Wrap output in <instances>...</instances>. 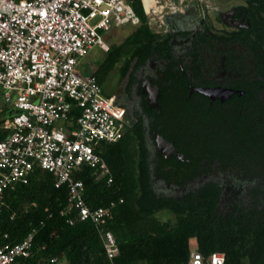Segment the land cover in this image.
Listing matches in <instances>:
<instances>
[{"label":"built area","instance_id":"obj_1","mask_svg":"<svg viewBox=\"0 0 264 264\" xmlns=\"http://www.w3.org/2000/svg\"><path fill=\"white\" fill-rule=\"evenodd\" d=\"M151 32L163 34L171 19L202 0H137ZM135 0H0V210L6 190L26 184L37 168L54 177L56 188L68 189L69 209L80 222L101 228L112 219L109 207L89 208L83 183L73 179L82 166L95 171V180L112 176L94 152L100 143L121 140L131 118L113 96L106 97L94 76L82 78L77 67L93 47H109L103 32L139 18ZM77 111L78 115L74 112ZM108 260L118 255L113 234L100 231ZM35 230L11 244L0 233V264H23L32 255ZM48 264H56L50 259ZM188 264H225L223 254L202 256L196 249Z\"/></svg>","mask_w":264,"mask_h":264},{"label":"flooded vegetation","instance_id":"obj_2","mask_svg":"<svg viewBox=\"0 0 264 264\" xmlns=\"http://www.w3.org/2000/svg\"><path fill=\"white\" fill-rule=\"evenodd\" d=\"M169 26L174 69L156 53L138 68L134 61L110 96L131 118L127 129L142 119L156 196L213 186L214 213L226 223L264 195V0H202ZM153 133L174 150L158 148Z\"/></svg>","mask_w":264,"mask_h":264},{"label":"trees","instance_id":"obj_3","mask_svg":"<svg viewBox=\"0 0 264 264\" xmlns=\"http://www.w3.org/2000/svg\"><path fill=\"white\" fill-rule=\"evenodd\" d=\"M133 10L139 24L122 43L109 46L91 74L99 84L116 65L121 64L120 76L124 77L134 61L138 68L155 53L169 64L170 72L176 65L170 37L151 32L139 1L135 0ZM144 113L149 118L154 115L147 108ZM6 114L0 109L2 120ZM150 130L173 139L155 124ZM6 135L0 132V140ZM94 152L107 164L112 183L108 185L107 178L96 181L95 171L86 165L73 174V179L82 181L83 200L89 208L115 204L112 219L100 229L77 219L76 212L69 209L67 187L56 188L54 177L47 171L35 168L26 184L6 190L0 233L8 234V242L15 244L35 230L32 255L23 264H48L50 259H56V264H188L193 241L204 257L213 252L223 254L225 264L264 262V195L250 197L248 213L236 216L234 211L226 223L214 213L219 192L213 186L180 198L156 196L150 184L141 118L121 140L100 142ZM202 153L206 158V150ZM206 189L210 190L207 194L203 192ZM161 212L171 214L174 221H162L157 217ZM99 230H109L114 236L118 255L111 261L105 255Z\"/></svg>","mask_w":264,"mask_h":264},{"label":"rangeland","instance_id":"obj_4","mask_svg":"<svg viewBox=\"0 0 264 264\" xmlns=\"http://www.w3.org/2000/svg\"><path fill=\"white\" fill-rule=\"evenodd\" d=\"M136 26L131 25V24H127V25H123L121 27H117L114 29H111L109 32H103L102 33V38L104 39V41L107 43L108 47L110 45H118L120 43H122L125 38L133 31V29ZM105 57V53H103L99 47L97 46H93L87 53V55L80 60L79 64H84L86 67H93V66H97L100 62H102V60ZM121 64L116 65L115 69L117 70L119 68ZM79 73V72H78ZM105 81H108L109 83H113V81H111L110 79L106 78ZM125 79H123V81L121 82V80L119 81V83L121 82V84H124ZM116 83L113 84V87H116ZM157 217H159L162 221H174V217L167 213V212H161L160 214L157 215ZM195 244L194 241L192 243V250H195Z\"/></svg>","mask_w":264,"mask_h":264},{"label":"crops","instance_id":"obj_5","mask_svg":"<svg viewBox=\"0 0 264 264\" xmlns=\"http://www.w3.org/2000/svg\"><path fill=\"white\" fill-rule=\"evenodd\" d=\"M163 35V34H160ZM103 52V51H102ZM106 53V52H103ZM97 68V66H91V67H86L84 64H79V66L77 67V74L82 77V78H87L89 76H91V74L95 71V69ZM79 72V73H78ZM108 78L111 81L114 80L113 83H109L108 81H105V79ZM106 78L101 82L100 86L102 89V93L104 96L109 97L111 94H113L116 89L118 88L119 85V81H120V72L119 69H113L107 76ZM117 84L116 87H113V84Z\"/></svg>","mask_w":264,"mask_h":264},{"label":"water","instance_id":"obj_6","mask_svg":"<svg viewBox=\"0 0 264 264\" xmlns=\"http://www.w3.org/2000/svg\"><path fill=\"white\" fill-rule=\"evenodd\" d=\"M148 83H149V81H148ZM153 87H154V90L156 91V93H158L157 86H153ZM155 99H153L152 101H155V103H156ZM153 138L155 139V142H156V145L158 148H165V149L174 150L172 144L168 143L166 140H164L162 137H160L156 133H153Z\"/></svg>","mask_w":264,"mask_h":264}]
</instances>
